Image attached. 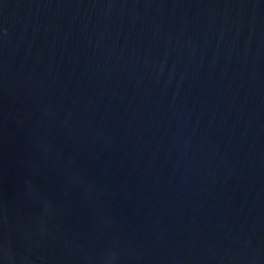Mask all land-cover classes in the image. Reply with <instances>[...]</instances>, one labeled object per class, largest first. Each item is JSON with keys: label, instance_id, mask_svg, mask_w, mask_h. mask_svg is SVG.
<instances>
[{"label": "water", "instance_id": "95a60500", "mask_svg": "<svg viewBox=\"0 0 264 264\" xmlns=\"http://www.w3.org/2000/svg\"><path fill=\"white\" fill-rule=\"evenodd\" d=\"M0 264H264V0H0Z\"/></svg>", "mask_w": 264, "mask_h": 264}]
</instances>
